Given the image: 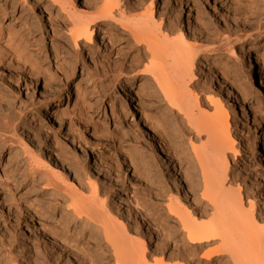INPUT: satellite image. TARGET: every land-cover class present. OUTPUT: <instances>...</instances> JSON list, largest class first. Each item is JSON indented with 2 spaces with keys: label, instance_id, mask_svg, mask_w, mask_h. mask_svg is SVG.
I'll return each instance as SVG.
<instances>
[{
  "label": "rangeland",
  "instance_id": "rangeland-1",
  "mask_svg": "<svg viewBox=\"0 0 264 264\" xmlns=\"http://www.w3.org/2000/svg\"><path fill=\"white\" fill-rule=\"evenodd\" d=\"M13 1L10 0L9 7H15V10L6 15L3 14L4 2L0 0V31L15 34L21 28L22 32L15 34V38L24 39L21 43L30 52L32 64L36 63L37 70H40L31 69V76H27L31 81L29 85L27 77L23 79L22 75L18 76L16 68L0 58V114L4 109L20 112L16 138L12 139L14 141L7 144L0 141V264H8L5 260L9 257L15 258L16 264H29L25 258L32 245L39 247V253L47 249L50 251L49 258L57 259L63 264L65 254L61 253L62 258H57V252H52L47 243V239L56 241V226L63 227L62 232L73 239L78 237L83 243H96L100 247L97 248L98 253L108 251L94 225L75 221L71 213L66 212L64 204L69 202L68 198L47 187L41 175L32 174L31 166L19 144L21 140L35 155L45 157L46 150L49 149L59 167L52 171L55 169L59 173V169H64L73 184L78 188L83 185L88 189L85 191L87 194L90 193L88 182L94 183L98 197L108 205V211L118 223L131 224L141 233L144 221L140 219L138 212L144 214L146 222L154 227L152 234L157 238V244L151 251H155L162 240L158 231L163 227L166 228V234H171L176 232L177 227L166 210L155 208L151 213H146L142 210L141 203L149 199V189L154 187L163 191L166 197L175 195L179 202L184 203L177 183L180 181L185 191H192L194 182L187 175L194 168L190 140L194 143L195 135L184 125L181 117L171 110L150 77L141 73L147 62L139 65L136 71H126L121 75L118 69L123 57L110 50L105 32H101V41L98 40L100 33L97 30V36L91 44L83 49L75 47L67 36L69 20L51 0H25L23 5H17ZM138 1L140 0H131L129 4ZM153 1L156 21H161L168 28L172 26L170 29L175 32L180 29L187 33L206 31L207 36L204 35L201 42L206 44L209 41V45L212 43L217 48L225 36H233L229 52L205 54L198 60L194 70L198 80L208 88L217 87V84L209 83V77L211 74L214 76L213 73L220 80L224 77L226 81L231 124L236 119V112H239L240 128L247 134L244 133L245 137L251 139L249 143L252 146V153L246 154L244 146L238 144L241 157L238 158L239 163L231 167V171L240 179L237 183L243 182L241 186L247 187L253 196L251 199L256 198L258 206L257 193L262 190L264 194V179L261 176L264 175V94H257L261 78L264 81V0ZM72 2L79 10L91 8L93 11L102 0ZM24 24L29 27L28 33L24 32ZM101 26V31H105L106 24L102 23ZM116 31V37L122 43V51H132L126 63L128 66L137 52L120 35L121 31ZM98 45L103 48V52L97 50ZM47 103L53 104L54 110H57L60 126L49 118H43ZM240 105L247 113V118L241 115ZM252 116L260 123L257 141L252 131L246 128V125L252 126ZM165 127L173 141L172 146L178 153V159L168 158L160 146L159 139L164 136L161 133ZM93 129L97 132L95 138L89 134ZM238 132V129L232 128L231 134L236 136ZM66 133H74L81 144L72 145L69 137H65ZM170 153L171 156L174 154ZM85 154H88L91 161L97 156L105 159L108 171L105 169L102 176L95 174L90 164L89 167L84 164ZM245 159H249L251 173L245 172ZM126 165L129 170L127 172ZM85 171L90 174H85ZM75 175H79V179ZM114 192L119 202L114 199ZM188 195L190 203L195 206L194 202L198 197L194 193ZM163 201L166 202V199ZM37 203L40 204V209L35 208ZM50 207H56V210L51 212ZM260 207L264 213V204ZM193 208H189L190 213H201ZM123 211L129 214L128 220L124 218ZM32 214H35L34 224H30L29 220V215ZM146 214L151 217L147 218ZM201 220L205 221L206 218ZM135 236L131 232V237ZM92 253L98 257L94 251ZM220 259L217 264L227 263L226 257ZM98 260L101 262L102 258L98 257ZM103 260L112 264L109 259ZM202 261V264H207Z\"/></svg>",
  "mask_w": 264,
  "mask_h": 264
},
{
  "label": "bare ground",
  "instance_id": "bare-ground-1",
  "mask_svg": "<svg viewBox=\"0 0 264 264\" xmlns=\"http://www.w3.org/2000/svg\"><path fill=\"white\" fill-rule=\"evenodd\" d=\"M1 1L4 2L5 7L3 14L7 15L10 11L15 10V7H9L10 0ZM148 1L140 0L131 5L129 4L131 0H102L99 6L93 7L92 11L91 8L77 9L72 0H51L65 13L69 20L70 27L66 30L67 36L75 47L83 49L91 44L97 36V30H99L100 39L98 40H102L103 33L101 34V32H105L110 50L123 57L118 69L121 75L126 71H136L139 65L147 62L141 73L150 77V80L155 83L166 99L171 110L181 117L184 125L195 135L194 143L190 140L193 157L192 166L194 168L192 173L187 175L194 182V186H191L192 191H185L182 183L180 181L177 183L178 189L182 191L184 203L179 202L175 195L166 197L165 193L160 191L158 187L150 188L149 199L141 203V208L146 213H151V210L155 208L166 210L168 216L174 220V226L177 227V230L171 234H166V228L162 227L158 231L159 236L162 237L159 242L161 245L152 252L151 248L157 244V238L153 237L154 227L146 222L144 214L137 211L140 219L144 221L141 233L135 230L131 224L118 223L114 215L108 211V205L98 197L94 183L87 180L90 188V193L87 194L85 191L88 189L86 190L83 185L78 188L73 184L68 179V173L64 169H59V173H56L55 169L53 170L55 172L52 171L53 168L58 170L59 167L49 149L46 150L45 157L39 154L35 155V152H32L28 145L22 140L19 143L16 139V142L21 144L25 158L31 166L32 174L41 175L47 187L54 192L63 193L68 198L67 202H69L64 204L66 212H70L75 221L85 222V225L86 223L87 225H94L98 231L97 235L100 236V239L102 238L108 251L102 250L98 253L97 248L99 246L96 243L89 241L83 243L78 237L73 239L70 235L62 232L61 228L63 227L60 226H56L54 229L59 240H57L58 237L56 241L55 239L54 241L47 239L48 246L52 252H57L56 254L59 256H56L57 258H62L61 253L65 254L63 264H108L103 259H109L112 264H202V260L206 261L207 264H217L221 257L227 258L225 264H264V213L260 207L264 204V194L261 192L262 190L257 193L259 204L257 206L256 198H253L254 201L251 199L253 196L247 187L241 186L242 181L241 184H238L240 179L231 171L233 169L231 167H235L239 163L238 158L241 157L238 144L244 146L247 151L246 154H251L252 146L249 143L251 139L245 137L246 133L244 132V134L243 129L241 130V116L233 107L232 110L236 112V119H233V124H231V108L227 106L230 104L227 98L229 90L225 85L224 77L220 80L215 73L210 72L214 76L211 74L209 83L217 84V87L215 86L216 89L208 88L209 86L206 87L205 83L198 80L194 70L198 60L205 54L216 51L229 52L232 44L230 39L233 36L230 38L225 36L228 39L224 37L221 45L217 48L214 44L211 45L212 43L209 45V41H205L206 44L201 42V38L205 37L204 35L207 36L206 31L187 33L180 29L175 32V30L170 29L172 26L168 28L169 26L165 27L166 24L164 25L161 21L160 23L156 21L153 15L155 2L151 0L148 4ZM13 2L17 5H23L25 0H14ZM30 8L33 10V6ZM102 23L106 24L105 31L100 29ZM167 25H169L168 22ZM28 28L27 26L24 28L25 33H28ZM116 30L121 31L120 35L125 37L132 44L133 50L137 52L135 56H132L128 66L126 63L132 51L129 50L126 53L122 51L120 48L122 43L116 37ZM7 32L0 31V58L10 66H14L17 75H22L25 79V77L31 76V69L33 71L40 69L37 70L36 63L32 64L30 52L21 43L24 39L22 37L15 38V34L22 32L21 28L15 34H12L11 31ZM97 50L103 52L100 45L97 46ZM108 57L107 55L106 59ZM198 68L200 67L198 66ZM28 81L31 85V81ZM257 94L260 96L264 94L262 78ZM240 108L241 115L247 118L248 115L243 111L242 105ZM19 113V111L12 109H4L0 114V141L2 143L7 144L16 138ZM43 118H49L60 126L57 110H54L51 103L45 105ZM255 118V116L250 118L252 126L244 124L249 131H252L257 141L260 123H257ZM232 128L239 130L236 136L231 134ZM73 134L66 133L65 137H69L68 140L72 145L78 146L81 142ZM89 134L95 138L97 132L93 129ZM161 134L164 135L159 139L161 148L167 153L168 158L178 159V153L172 146L173 141L170 139L166 127ZM254 143H256L255 139ZM170 152L174 154L171 156ZM260 158H263L262 153H260ZM248 160H244V169L245 172L247 171L246 173L248 171L251 173L252 169ZM83 162L86 166L90 164L97 175L102 176L105 169L108 171L107 161L98 156L95 157L94 161H91L88 154H85ZM125 167L126 172L129 171L128 166ZM87 172L89 173V171H85V174ZM79 175H75V177L79 179ZM261 176L264 179V175ZM189 193H194L198 197V200L194 202L195 206H192L189 201ZM112 195L118 201L116 193L114 192ZM165 199L166 202L163 201ZM37 202L39 201L37 200ZM35 208L40 209V204L37 203ZM55 208L50 207L49 210L53 212L56 210ZM189 208L200 210L201 213H193V211L192 214L189 212ZM40 212L43 211L40 210ZM126 212L122 214L128 220L129 214ZM34 215H29L30 224H34ZM145 216L151 217L148 214ZM201 218H206V220L202 221ZM131 232L136 236L131 237ZM178 237L179 239H177ZM211 245L213 247H210ZM38 248L33 245L30 246L25 258L26 263L60 264L57 259L49 258L50 251L43 248L45 252L39 253ZM40 250L42 251V249ZM93 251L102 258L101 262H99L97 255H92ZM6 261L8 264H16V259L12 257L7 258Z\"/></svg>",
  "mask_w": 264,
  "mask_h": 264
}]
</instances>
